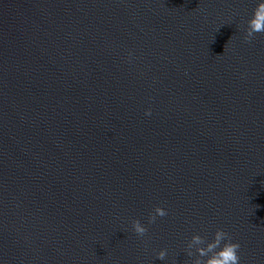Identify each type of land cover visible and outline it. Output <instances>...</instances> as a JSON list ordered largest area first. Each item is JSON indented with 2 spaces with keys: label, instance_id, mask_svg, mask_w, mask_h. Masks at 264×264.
I'll use <instances>...</instances> for the list:
<instances>
[{
  "label": "water",
  "instance_id": "95a60500",
  "mask_svg": "<svg viewBox=\"0 0 264 264\" xmlns=\"http://www.w3.org/2000/svg\"><path fill=\"white\" fill-rule=\"evenodd\" d=\"M255 6L0 0V264H189L217 228L264 264Z\"/></svg>",
  "mask_w": 264,
  "mask_h": 264
},
{
  "label": "clouds",
  "instance_id": "9594fccd",
  "mask_svg": "<svg viewBox=\"0 0 264 264\" xmlns=\"http://www.w3.org/2000/svg\"><path fill=\"white\" fill-rule=\"evenodd\" d=\"M245 32L244 39L247 41L255 34L264 33V0H256ZM145 114L150 115V110H146ZM167 214L164 207L157 206L149 214L148 222L154 223L157 217L162 218ZM132 229L138 237H143L147 232V227L140 220L132 222ZM239 249L240 244L232 239L229 232L217 228L210 240L200 234H193L187 242L185 252L190 258L189 264H240ZM167 255V249H161L156 253V258L164 261Z\"/></svg>",
  "mask_w": 264,
  "mask_h": 264
}]
</instances>
